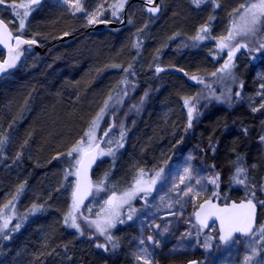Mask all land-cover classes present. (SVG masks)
<instances>
[{
  "label": "trees",
  "instance_id": "16d2710c",
  "mask_svg": "<svg viewBox=\"0 0 264 264\" xmlns=\"http://www.w3.org/2000/svg\"><path fill=\"white\" fill-rule=\"evenodd\" d=\"M137 4L143 3L128 5V18ZM175 7L170 6V13L178 11ZM222 9L224 5L221 4ZM101 19L115 20L109 12L98 20ZM69 20L53 11L37 12L30 21L33 31L25 36L40 41L47 50L44 53L28 51L23 64L0 80V140L4 141L0 145V202L4 200L0 208L14 201L24 206L26 203L29 208L43 209L51 199H57L55 183L68 144L80 138L102 96L109 99L119 93L124 78L135 88V101L140 103L141 96L148 93L149 103H145L147 106L136 116L135 125L141 120L137 132L131 133L129 129L123 137L128 151L131 141L134 144L131 159L124 166L122 162L119 170L128 171L135 162L149 161L153 157L165 154L170 157L172 151L192 149L195 161L209 167L213 174L211 180L219 175L218 186L210 183L211 190L218 194L214 197L223 201L240 200L246 197L248 189L255 188L256 199L264 198L257 190L259 179L264 176V141L261 140L264 136V108L261 105L264 102L259 103V98L247 101L240 97L233 104L208 103L209 100L203 105L197 104L201 100L200 91L207 88L200 87L189 77L195 62L187 66L173 61L174 64L169 65L185 73H159L156 69H161L165 60L158 61V51L144 66L139 60L130 59L131 48L128 47L131 41L130 35L125 33L126 25L102 32L87 31L88 26L82 24L57 28V24ZM112 31L121 32V35L108 33ZM64 34H74V37L59 42V37ZM236 61L233 72L241 78V92L245 96L254 95L260 90L259 76L264 75V50L255 56L251 51L242 50ZM130 65L128 72L121 69L123 66L128 69ZM112 71L121 74L115 86L112 85ZM157 73L159 80L154 79ZM195 75L198 78V74ZM109 87L113 92L104 96ZM186 92L193 93L192 101L197 107L191 123L187 107L181 103V96ZM253 108L258 110L253 111ZM116 134V131L110 132L108 139ZM238 166L247 169V175L254 170L258 172L252 182L257 183L256 186L247 181L246 188L233 182ZM32 191L38 195L37 201L31 196ZM18 195H21L20 200ZM40 218L31 219L21 231L0 243V264H66L67 260V264L128 263L122 262L120 251L110 254L96 247L92 240H84V246L77 247L78 237L69 231L63 232L55 218L47 220L43 217L44 223ZM38 222L42 224L35 231ZM116 234L119 241L124 239L123 229L116 230ZM71 253L73 255L69 256ZM194 258L199 256L184 254L163 259L162 264H182Z\"/></svg>",
  "mask_w": 264,
  "mask_h": 264
},
{
  "label": "rangeland",
  "instance_id": "374dc122",
  "mask_svg": "<svg viewBox=\"0 0 264 264\" xmlns=\"http://www.w3.org/2000/svg\"><path fill=\"white\" fill-rule=\"evenodd\" d=\"M30 1L5 0V5L19 3L30 5ZM75 2L76 0H69V3ZM121 2H123V7L115 9L117 15L113 16L114 9L112 6ZM128 2L129 0H80L82 8L89 14L95 13L97 20L102 14L109 12L111 18L117 21L121 20V12ZM251 2H257V0H251ZM161 3L164 13L159 19L149 18L143 4L135 5L132 15L128 18L127 30L125 31L130 35L131 43L128 47L129 50L131 48V53L128 54L130 59L139 60V64L144 66L151 61L152 56L157 54L158 51V61L165 60L164 66L161 68L162 71H159V73L168 71L181 73L180 68L169 66L174 64L173 61L187 66L195 62L196 66L193 67V71L191 70L192 76L190 74L189 77L200 87L205 86L207 88L206 91L203 89L200 91L202 92L200 95L201 100H198L197 104L201 103L203 105L208 100V103L215 101L233 104L234 101H239L238 98L240 97L246 98L247 101L250 98H259V103L264 102V89L261 88V85L264 84L263 74H260V90L254 95L249 93V96H245L240 90L239 81H241V78L233 72L240 51H251L255 56L264 50L260 47L264 44V19L256 26L255 33L249 31L245 34L242 31L245 28V22L241 20V15L237 12V9H240L241 5L247 6V0L241 2L240 0H214V3H201L199 7L193 3V0H161ZM221 4L222 7L224 5L222 10H220ZM171 5L172 7L176 6L175 8L178 11L170 13ZM98 9L99 11H97ZM48 10L72 20L57 24V28L64 25L82 24L83 26H89L93 24L88 23L89 16L84 15L82 12L73 14L72 9L64 4L63 0H46L38 7L28 9L29 16L25 21L23 35H29L33 31L30 24L32 17L37 12ZM166 14L168 15L165 17ZM0 16L6 19L13 31H18V25L13 27L11 23L13 18L12 9L0 6ZM205 25L209 28L211 39L206 37L204 40H195L194 37L197 36L200 28ZM230 30L240 32V34L229 41V44L231 46L237 44L247 45V47H242L238 51L232 49L234 55L231 61L230 73L218 72L217 70L221 69L225 61L228 60L226 53L230 50L226 48L220 51L219 44L222 38L228 36ZM108 33L121 35V32L112 31ZM136 44H139V47H134ZM170 46L174 50L170 49ZM175 47H180L185 52H175ZM161 49L165 50L164 54H162ZM210 53L212 58L209 61L205 56H210ZM203 60L204 62H202ZM213 72H216L217 75L213 76ZM195 73L198 74V78ZM158 75L157 73L156 78H158ZM114 76L112 77L113 81L119 83L120 78ZM193 76L197 79L193 80ZM102 80L104 79L102 78ZM123 81L127 80L124 78ZM123 81L119 93L112 96L111 99H103L102 96L98 101L96 110L93 111L92 117L80 138L72 146L73 148L81 140L84 133L89 129L92 120L105 107V101H108V107L103 118L98 122L95 131L96 143L101 142L102 147L99 151V160L93 176V197L85 207L76 209L73 212L79 228L70 226L71 219L68 220V223H65V217L72 210V194L76 184L74 173L78 166L76 160L81 157L79 154H74V157L64 155L65 157L61 156L63 166L59 167V177L57 183H55V198L58 200L51 199V202L43 209L36 208L38 209L36 211L29 208L30 206H27L26 203L24 206L14 201H10L13 207L6 211L5 206L10 202L4 204L0 208V231L5 234L6 238L0 239V243L12 237L16 232L21 231L26 223L35 216L41 218L45 216L47 220L55 218L63 232L69 231L72 236L78 237L80 241L92 240L96 247L103 244L104 247L98 248L110 254L120 251L128 259L126 264H144L145 259L150 261L151 264H162L163 259H173L184 254L198 255L200 264H246L245 257H252L248 264H264V240L258 238V233L256 236L236 237L228 243H221L218 239L216 224L207 229L196 224L194 218L195 206L210 192H214L210 188L212 172L206 165H201V163L195 161L192 149L172 151L170 157L166 154L158 158L153 157L152 162L154 165L135 162L137 168L129 172L118 169L122 162L124 166L126 161L131 159L130 151L134 144L131 141V149L128 151L123 137L129 129L131 133L134 132L135 134L137 132L141 120L137 122L138 126L135 125L136 116L149 103L148 93L141 96L140 103L135 101L133 98L134 86L130 85L128 81L126 83ZM108 90H110V87ZM237 92L240 93L239 96L236 95ZM192 94V92L183 93L181 102L183 107H187V111L189 107H192L193 114H196L197 107L194 106V101H192ZM131 97L133 98L132 102ZM186 100L188 101L187 104L185 103ZM112 131H116L117 134L110 136L108 139V135ZM106 132L108 133L107 136H105ZM121 133H123V137H121ZM107 141H118L122 144V147L117 148L116 143L109 144ZM110 148L113 150L114 155L107 154ZM101 152L104 154L101 155ZM140 169L145 170L143 180L151 181L155 178V183L151 185L150 191L147 193L136 192L134 195L124 197L125 193L133 192ZM69 172L73 174L68 175ZM156 173H160V175L157 177ZM256 173H258L256 170L249 172L247 181L250 183L255 182ZM259 180L261 181L257 190L264 195V192L260 190L264 187V176ZM196 181H200V183L197 184ZM252 184L257 185V183ZM142 186L147 187V185ZM188 187L193 189L189 196H184L178 191L179 189L187 191ZM32 192L30 193L31 196L35 197V201H37L38 195ZM5 194L7 195L8 192ZM21 195H18V200H20ZM210 195V197H214V194ZM113 197H115V200L109 203V200ZM125 199L126 202H124ZM260 200L264 201V198ZM5 219H9L8 229H3ZM41 220L44 223L45 220ZM96 223L106 228L105 234L101 235L98 232ZM40 224L42 223L35 224V231H37ZM16 225H19V227L17 228ZM261 225H264V208L262 207L258 227ZM118 229L124 230L122 241L118 240L116 234ZM107 236H111L115 241L117 245L115 248L107 241ZM149 236L153 238L151 241L147 239ZM142 240L144 241L143 244H141ZM156 241H159V243L157 244ZM251 248L257 250L256 255L253 256L250 251ZM67 263H69L68 260Z\"/></svg>",
  "mask_w": 264,
  "mask_h": 264
},
{
  "label": "snow or ice",
  "instance_id": "6c2138e0",
  "mask_svg": "<svg viewBox=\"0 0 264 264\" xmlns=\"http://www.w3.org/2000/svg\"><path fill=\"white\" fill-rule=\"evenodd\" d=\"M39 0H33V3H38ZM147 4L149 5L145 10L150 13L154 14L159 11V5L155 4V0H146ZM206 2H212L214 3V0H193V3L196 4L197 7L201 3ZM63 3L66 4L70 9H72L73 14L75 12H82L84 15L89 16L88 23H95L97 22L96 14L92 13L89 14L87 11H85L81 4L80 0H76L75 3H69V0H63ZM0 6H6L13 10V18H12V26L16 27L18 25V31L13 34L7 24H4L3 20H0V44L4 45L8 49V58L3 61V63H0V74H3L7 71V69L13 68L16 65V61L20 59L22 52L20 50L21 45H34L37 43L36 39L31 40H23L21 39V36L23 35V32L25 30V21L26 18L29 16L28 9L31 7L29 4L25 3H19V4H11V5H5V0H0ZM217 7L219 5H216ZM114 11L112 13L113 16L117 15V12L115 9L122 8L123 2H121L118 5L112 6ZM99 11V9L97 10ZM237 12L241 15V20L245 22V28L242 30L245 34L249 31L255 33L256 26L260 24L261 20L264 19V0H257V2H251L249 0V3L247 6L241 5L240 9H237ZM211 19V18H210ZM130 22V21H129ZM240 34V32H234L232 30L229 31V34L227 37L222 38L221 43L219 44L220 51H223L224 49L228 48L230 49L226 55L228 56V60L225 61L223 67L221 69H218V72H229L232 68V58L234 55V49L235 51H238L242 47H247V45H235L231 46L229 44V41L235 39V36ZM211 39V36L209 34V28L207 25L202 26L199 30V33L196 37H194L195 40H204L205 38ZM15 41V47L12 45V41ZM134 47H139V44L134 45ZM261 48H264V44L260 45ZM114 67H119V65H114ZM131 69V65L128 69H123L124 71L128 72ZM157 72L162 71V69L157 68ZM213 76L217 75L216 72L212 73ZM193 80H196L197 78L195 76L192 77ZM126 83L127 81H123ZM242 87V85H241ZM261 88L264 89V84L261 85ZM237 96L240 95L239 92L236 93ZM109 99H111V96H109ZM185 103L187 104L188 101L186 100ZM108 107V101H105V107L101 109L100 113L97 114V116L92 120L91 124L89 125V129L84 133V136L81 138L80 141L77 142V144L67 153L69 157H74V154H79L80 159L76 160V164L79 166L74 173L77 176V182L75 185L76 191L72 194V210L68 213V215L65 217V223H68V220L71 219V227L79 228V225L76 223L75 216L73 215L74 210H76L79 205L82 203L84 195L87 194V189L90 187V184L87 180L86 176V167L88 164L91 163L93 157V150L98 149L99 145L96 144V136L95 131L98 127V122L103 118L104 112L106 111ZM262 108H264V104L261 105ZM253 111H257L258 109L253 108ZM193 116V108H188V117L189 122L191 123V119ZM108 133H105V136H107ZM121 137H123V133H121ZM261 140L264 141V136L261 137ZM109 144L116 143L117 148L122 147V144L120 142H113V141H107ZM4 141L0 140V145H2ZM103 155L104 153H100ZM108 155H114L113 150L110 148ZM187 171V170H186ZM73 173L69 172L68 175H72ZM145 175V170L140 169L138 177L136 179V186L131 193H125L124 197H128L130 195H134L136 192H144L147 193L150 191L151 185L155 183V178H153L151 181H145L143 180V176ZM160 173H156V176L158 177ZM218 180L219 175L215 178H213L210 182L212 184H217L218 186ZM183 183V180L181 181ZM233 182L236 184L244 185L246 188L247 186V169L244 167H236L235 173L233 176ZM197 184L200 183V181H196ZM142 185H147V187H143ZM22 187V186H21ZM262 192H264V187L260 189ZM179 192H181L184 196H189L193 189L191 187L187 188V191H184L183 189H179ZM255 188H250L246 192V202H241L239 205L233 203L230 207L226 206L224 208H218L216 205L211 204L209 201H206L205 204L209 205L207 208L205 207V204L199 205V211L195 213L198 220H200L201 224H204L205 226V220L201 219V213L204 212L205 219L208 216H216L220 219V230L223 233L220 236V240L224 242H228L234 233H241L244 235L249 236H256L258 233V238L260 240H264V225L259 226L258 228L255 226V212H256V205L259 204L262 208H264V201L257 200L255 195ZM198 195V193H197ZM218 195L214 193V196ZM15 199V198H14ZM113 200H115V197L111 198L109 200V203H112ZM256 201L255 203L253 201ZM126 202V199L124 200ZM13 207L12 202H10L8 205L5 206V210H10ZM35 207L33 208V211H36ZM131 219V217H129ZM18 228L19 225H16ZM9 228V219H5L3 221V229ZM96 228L98 232L103 235L106 232V228L102 227L99 223H96ZM166 231V229H165ZM6 238L5 234L0 231V239ZM107 241L111 243L112 247L115 248L117 245L115 241H113L111 236L106 237ZM149 241H151L153 238L149 236L147 238ZM144 241H141V244H143ZM158 244L159 241H156ZM98 247H104L105 245L100 244L97 245ZM207 246V245H205ZM146 251V250H145ZM250 251L252 252L253 256L256 255V249L251 248ZM252 259V257H245V262L248 264V262ZM144 264H151L150 261L145 259ZM195 264V262H193Z\"/></svg>",
  "mask_w": 264,
  "mask_h": 264
},
{
  "label": "water",
  "instance_id": "95a60500",
  "mask_svg": "<svg viewBox=\"0 0 264 264\" xmlns=\"http://www.w3.org/2000/svg\"><path fill=\"white\" fill-rule=\"evenodd\" d=\"M45 0H39L38 3H33V0H31L30 2V5L31 7H35V6H38L40 5L41 3H43ZM133 2H142L145 9L149 6L146 2V0H130L128 2V5H130L131 3ZM155 4H158L159 5V11L154 13V14H150L148 13L151 17L153 18H158L161 16L162 14V11H163V6H162V3H161V0H155ZM128 5L124 8L123 10V17H122V20L121 21H114V20H109V19H101V20H97V22H95L94 24L90 25L87 27V31H103V30H106V29H109V28H116V27H121L123 25L126 24L127 22V8H128ZM0 20H3L2 18H0ZM4 24H7L4 20H3ZM8 25V24H7ZM8 28L9 30L11 31L9 25H8ZM74 36V34H64L62 36L59 37V40L58 41H66L70 38H72ZM21 39L23 40H31L29 38H26L24 36H21ZM12 45L13 47H15V41L13 40L12 42ZM20 50L22 52V55L20 57L19 60L16 61V65L13 67V68H10V69H7V71L3 74H0V80L5 77L6 75L12 73L13 71L17 70L25 56H26V52L27 51H30V50H35V51H39V52H44L46 50V47H42L39 43V41L37 40V43L34 44V45H21L20 46ZM0 53H3V58L0 57V63H3V61L5 59L8 58V49L7 47H5L4 45L0 44ZM99 145V148L98 149H94L93 150V159L91 161L90 164L87 165L85 171H86V176H87V180L90 184V187L87 189V194L84 195L83 197V200H82V203L79 205V207L77 209H80V208H83L85 207L89 202L90 200L92 199V196H93V172L97 166V163H98V158H99V150H100V147H101V143H96ZM79 166H77L78 168ZM77 170V169H76ZM77 176H76V182H77ZM76 191V188L74 187V190L73 192ZM206 201H209L211 204L213 205H216L218 208H224L226 206H231L233 203L239 205L241 202H246V199H241V200H235V199H230L228 202H225V203H222L220 201V199L218 197L216 198H207V199H204L202 202L199 203V205L201 204H205ZM255 203V201H253ZM199 205L197 206V208L195 209L194 211V218H195V222L198 226L202 227V228H209L211 225L213 224H216L217 227H218V239L221 243H228L230 242L232 239H234L235 237H250L249 235H244V234H241V233H234L232 238L228 241V242H224L222 240H220V236L223 234L220 230V219L217 218L216 216H208L206 219H205V214L204 212L201 213V219H204L205 220V223L207 226H205L204 224H201L200 220L197 219L195 213L197 211H199ZM209 205L205 204V207L207 208ZM259 215H260V210H259V206L258 204L256 205V212H255V226L257 227L258 226V223H259ZM193 262H195V264H200V260L197 259V258H194V259H191V260H188L187 262L183 263V264H193Z\"/></svg>",
  "mask_w": 264,
  "mask_h": 264
},
{
  "label": "bare ground",
  "instance_id": "6f19581e",
  "mask_svg": "<svg viewBox=\"0 0 264 264\" xmlns=\"http://www.w3.org/2000/svg\"><path fill=\"white\" fill-rule=\"evenodd\" d=\"M127 12H128V8H127ZM150 18H152V19H159V18H161V16L160 17H158V18H153V17H151L150 15H148ZM127 17H128V15H127ZM121 20H122V18H121ZM120 20V21H121ZM114 21H117V20H114ZM119 22V21H118ZM127 23H128V18H127V22H126V24L125 25H127ZM94 24V23H93ZM143 24H145V23H143ZM92 25V24H91ZM125 25H123V26H125ZM147 25V24H146ZM145 25V26H146ZM90 26V25H89ZM123 26H121V27H123ZM121 27H116V28H121ZM109 29H115V28H109ZM106 30H108V29H106ZM91 31H93V30H91ZM103 31H105V30H103ZM94 32H102V31H94ZM74 37V36H73ZM72 37V38H73ZM72 38H70V39H72ZM70 39H68V40H70ZM59 40V39H58ZM68 40H66V41H68ZM66 41H63V42H66ZM59 42H61V41H59ZM39 43H40V45L44 48V47H46V50H47V46H43L42 44H41V42L39 41ZM172 48V50H174V48L172 47V46H170V49ZM45 50V51H46ZM44 51V52H45ZM37 52H39V51H37ZM44 52H40V53H44ZM175 52H178V53H181V52H183V49L182 48H180V47H178V48H176L175 47ZM207 57V59H210V58H212V55H211V53H210V56H206ZM124 67L126 68V66H123V68H121L122 70L124 69ZM120 69V71L119 72H121L122 70ZM119 72H110V74H114L115 76H117V77H121V74L119 73ZM181 72L182 73H185L183 70H181ZM114 76V77H115ZM157 76L155 75L154 76V78H156ZM260 77V76H259ZM158 79V78H157ZM159 80V79H158ZM112 85H117V82L116 81H113V83H112ZM113 92V90L110 88V90H108L106 93H105V95L104 96H106V95H109V94H111ZM183 96V95H182ZM181 96V98H183ZM183 100V99H182ZM182 103V102H181ZM182 105H183V103H182ZM77 141V139L76 140H74V141H72V142H70L69 144H68V146H67V150H66V152L65 153H67V151H69L70 150V148H72V146L75 144V142ZM158 160V159H157ZM157 160L155 161L156 163H157ZM142 163H147L148 165H150V164H152V165H154L153 164V162H152V160H149V161H143ZM135 168H137V166H135V167H133V168H131V169H129L128 170V172L129 171H132L133 169H135ZM4 202V200L2 199L1 200V202H0V205L2 204ZM43 217H45V216H43ZM36 218H38V216H35L33 219H36ZM78 243V245H77V247H80V246H84L83 244H82V241H78L77 242ZM69 254V253H68ZM73 254L71 253L69 256H72ZM121 258H123V261L122 262H128V259H127V257L125 256V255H122L121 256ZM127 260V261H126Z\"/></svg>",
  "mask_w": 264,
  "mask_h": 264
}]
</instances>
